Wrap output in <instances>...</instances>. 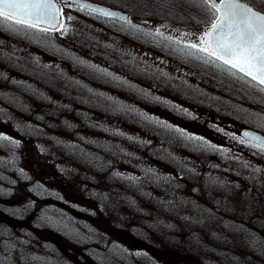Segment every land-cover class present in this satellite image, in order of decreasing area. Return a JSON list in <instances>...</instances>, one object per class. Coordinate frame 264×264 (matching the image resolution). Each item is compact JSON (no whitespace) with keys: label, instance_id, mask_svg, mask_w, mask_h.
<instances>
[{"label":"rangeland","instance_id":"1","mask_svg":"<svg viewBox=\"0 0 264 264\" xmlns=\"http://www.w3.org/2000/svg\"><path fill=\"white\" fill-rule=\"evenodd\" d=\"M64 24L0 26V121L26 139L0 132V264H264V153L180 103L264 133L259 86L207 64L204 98L164 96L178 67L158 51L73 6Z\"/></svg>","mask_w":264,"mask_h":264},{"label":"snow or ice","instance_id":"2","mask_svg":"<svg viewBox=\"0 0 264 264\" xmlns=\"http://www.w3.org/2000/svg\"><path fill=\"white\" fill-rule=\"evenodd\" d=\"M67 3L68 0H0V26L45 36L55 32L64 34L68 29L63 23L62 5ZM72 3L77 4L81 11L87 10L109 19L116 17L136 28L127 17L118 16L115 12L82 0H72ZM198 3L210 13V19L195 41L183 43L182 51L253 87L259 86V91L264 92V11L249 6L244 0H198ZM67 19L70 21L73 17L68 16ZM154 35L176 45L182 43V38L173 40L159 29ZM243 136V139L236 137L240 144L264 153V137L251 132H245ZM0 139L11 138L0 136Z\"/></svg>","mask_w":264,"mask_h":264},{"label":"flooded vegetation","instance_id":"3","mask_svg":"<svg viewBox=\"0 0 264 264\" xmlns=\"http://www.w3.org/2000/svg\"><path fill=\"white\" fill-rule=\"evenodd\" d=\"M129 1L130 3H134V11L136 14H139L138 16L132 15L130 11L126 9L127 6L122 5V3H127ZM122 3L119 6L111 4L106 5L126 12L127 18L131 21L132 25L136 26V28L131 27L130 25L124 23L123 20L116 17L111 19L102 17V19L106 22V29L110 35L118 32L116 35L120 41L118 42L116 40L115 42H112V46L121 49H152L158 51V53L165 58L167 63H173V66L178 67V70L181 71L179 72L172 67L171 70L175 71V73L171 77H175L176 79H165V81L170 82L176 92L174 91L172 95H167L166 92L164 96L176 98L181 96L204 98L203 96L205 90L203 88H205L206 85V78L204 76L206 75L205 67H207V64L199 59H196L194 56L186 55L185 52L182 51V48L184 42H187L188 40L195 41L197 39V35L206 28V10L200 9L197 6L196 9H192V14L186 16H176L171 13V9L173 8L168 3H165V0H145L144 2L141 0V4L139 0H127ZM141 12L150 13V16H148V18L141 19ZM175 21H178V23ZM172 23L179 24V26H174ZM192 28L195 29L191 30ZM136 29H139V31ZM157 29H159L164 36H171L173 40L182 38L181 45L170 43L169 41L162 39L160 36H155L154 33ZM176 30L178 31L176 32ZM192 31L196 34V38L191 35L186 37L185 34ZM144 33H149V35H145ZM157 70H159V68ZM178 80L179 82L186 81L188 83L184 86H177L176 84L178 83ZM175 93H178L179 96H175ZM199 102L201 106H199V104L180 103L182 104V107H186L193 112L197 111L204 117L205 120H210L211 123L217 127H224L225 129L230 130L236 128L239 135L242 128L246 127L238 125L235 122H230L228 119L221 117L216 112L208 110L204 100H200ZM126 107L132 108L130 106ZM7 129H10V126L5 125L0 121V132L6 133L5 131Z\"/></svg>","mask_w":264,"mask_h":264},{"label":"water","instance_id":"4","mask_svg":"<svg viewBox=\"0 0 264 264\" xmlns=\"http://www.w3.org/2000/svg\"><path fill=\"white\" fill-rule=\"evenodd\" d=\"M82 2L87 3V4H90V5H93V6L97 7V8H104V9H107V10H109V11L115 12V13L118 14V16H124V17H127V13L124 12V11H122V10H120V9H116V8H113V7H110V6H107V5H104V4H101V3H98V2H94V1H91V0H82ZM244 2L247 3V4H249V6H251V7H254V8L257 9V10L264 11V10H262V9L256 7V6H254V5L250 4V3H248L247 1H244ZM67 4H69V5H74V6H77V7H78L77 4H73V3H72V0H68V3H67ZM62 7H63V5H62ZM95 14H96V13H95ZM62 19H63V22H64V17H63ZM6 131L10 132V133L13 134V135H17L16 132H14V131H12V130H10V129H7ZM245 132L255 133V134L258 135V136L264 137V134H262L261 132H259V131H257V130H254V129H252V128L245 127V128H242V130H241V132H240V135H241L243 138H244L243 134H244Z\"/></svg>","mask_w":264,"mask_h":264}]
</instances>
